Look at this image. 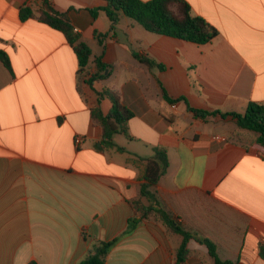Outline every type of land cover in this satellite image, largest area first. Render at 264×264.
<instances>
[{
	"label": "crops",
	"instance_id": "1",
	"mask_svg": "<svg viewBox=\"0 0 264 264\" xmlns=\"http://www.w3.org/2000/svg\"><path fill=\"white\" fill-rule=\"evenodd\" d=\"M186 1L219 31L211 42L156 35L126 16L100 41L111 21L90 10L103 0H49L91 48L90 75L99 71L97 59L109 67L91 86L65 35L38 19L44 0H0V52L10 62L0 57V264H80L116 238L105 264H176L183 237L163 224L148 219L125 233L136 215L132 201L141 199L140 159L155 148L169 159L151 188L160 207L210 239L220 260L264 264V146L257 134L231 116L195 118L184 101L163 97L164 89L196 109L241 114L250 103L264 104V0ZM24 8L35 17L21 21ZM104 89L134 113L130 137L115 134L113 148L103 147L92 117L94 109H112L99 97ZM187 249L185 264H216L197 240Z\"/></svg>",
	"mask_w": 264,
	"mask_h": 264
},
{
	"label": "trees",
	"instance_id": "2",
	"mask_svg": "<svg viewBox=\"0 0 264 264\" xmlns=\"http://www.w3.org/2000/svg\"><path fill=\"white\" fill-rule=\"evenodd\" d=\"M105 6L100 9L90 10L93 18H96L99 10L106 12L111 21L110 32L102 37L100 41L110 33L114 34L123 16H126L136 23L141 25L150 33L168 36L181 39L187 42L198 45L211 42L219 35V31L203 17L195 16L192 11V6L186 0H103ZM34 13L30 8H24L20 12L21 21L33 18ZM41 22L49 25L53 29L61 31L68 43L73 47L78 56L83 79L86 83L93 86L95 82L106 79V71L109 68L100 59L96 60L98 73L90 75L88 64L92 56V50L89 45L81 40V36L75 31L69 18L57 12L49 0H44V9L38 18ZM0 57L7 67H10V62L7 55L0 52ZM141 60V58H140ZM150 66L156 65L153 61H147ZM160 69H165L163 65H159ZM100 99L107 98L112 103V109L108 115H104L99 109L92 111V117L102 127V145L106 148H113V136L121 133L130 137L128 132V122L134 117V113L125 106L121 98L115 92L104 89L99 92ZM164 99L174 104L179 101H184L188 111L195 118L203 121H208L210 118L220 116L222 119L231 116L236 126L241 130H248L257 134L256 142L264 146V104L250 103L245 113L208 111L196 109L192 107L186 98L179 99L171 98L163 89ZM122 151V148H118ZM145 162V172L140 184V198L145 199L149 204H144L141 199L132 201L135 209V217L129 219L128 229L125 233L132 232L140 223L145 220L153 219L163 224L171 233L181 235L183 242L177 251L176 264H185L190 253L187 249V244L190 239H195L201 244H204L216 264H234L231 261H222L217 255L216 245L206 238H200L195 234L187 231L178 220L171 217L164 211L155 196L151 191L153 186H156L160 179L166 174L169 167V159L167 151L163 148H155L154 156L150 159H140ZM116 238L110 242H101L100 246L94 254H90L80 264H105V258L111 248L118 242ZM264 256V250H262ZM30 264H36L34 262Z\"/></svg>",
	"mask_w": 264,
	"mask_h": 264
},
{
	"label": "rangeland",
	"instance_id": "3",
	"mask_svg": "<svg viewBox=\"0 0 264 264\" xmlns=\"http://www.w3.org/2000/svg\"><path fill=\"white\" fill-rule=\"evenodd\" d=\"M232 139H234V140H241V139H240V137H239V136H237L236 134H233V137H232Z\"/></svg>",
	"mask_w": 264,
	"mask_h": 264
},
{
	"label": "built area",
	"instance_id": "4",
	"mask_svg": "<svg viewBox=\"0 0 264 264\" xmlns=\"http://www.w3.org/2000/svg\"><path fill=\"white\" fill-rule=\"evenodd\" d=\"M81 141H82L81 137H78V138L76 139V144L79 145V144L81 143Z\"/></svg>",
	"mask_w": 264,
	"mask_h": 264
}]
</instances>
